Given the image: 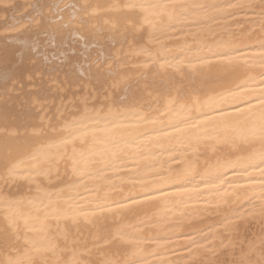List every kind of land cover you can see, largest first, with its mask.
I'll use <instances>...</instances> for the list:
<instances>
[{"label": "snow or ice", "instance_id": "snow-or-ice-1", "mask_svg": "<svg viewBox=\"0 0 264 264\" xmlns=\"http://www.w3.org/2000/svg\"><path fill=\"white\" fill-rule=\"evenodd\" d=\"M28 7L35 13L29 14L30 22L45 34L53 35H63L73 20L82 23V16L97 11V7L87 2L62 3V0L56 3L44 0ZM122 7L153 32L167 29L190 37L177 50L161 47L158 54L147 53L153 57L152 63L161 69L186 67L193 75L207 73L206 80H228L234 86L212 95L205 93L203 99L199 93L185 96L178 92L155 109L149 106L145 110L141 105L134 113L135 123L127 124L123 119L126 110L121 107L122 98L113 99L114 91L126 78H115L112 62L116 58L98 53L88 71L91 78L95 67V77L98 82L103 81L104 99L109 102L90 106L86 95L82 108L77 109L72 119H65L59 127L49 125L47 130L44 127L34 130L36 137H46L49 131L60 134L58 140L41 144L22 158L5 157L0 161L3 167L0 181L5 187L19 181L35 185L52 204L51 193L37 177L50 181L55 171L56 179H61L59 164L68 160L71 176L57 189V199L66 190L74 193L65 200L66 210L51 214L50 218L57 221L55 235L51 234L52 225L35 229L25 217V229L39 231L41 235L21 236L17 219L5 215L0 249L15 256H7L0 264H264V0H227L222 5L136 0ZM208 9L223 16L225 21L235 20L242 13L248 27L237 24L239 35L230 32L227 39L210 44L204 31L206 21L218 20ZM67 10H71V15L68 23H63L61 13ZM257 31L259 35L253 38ZM254 46L257 53L250 55L244 51ZM106 78L112 79L110 85ZM42 99L37 94L34 103L40 104ZM187 129H203L205 135L188 137L181 142L182 147L195 152L202 139H215L223 142L229 151L217 155L215 163L202 173L186 163L183 158L186 153L171 156L166 174L163 165L148 163L144 151H151L149 144L161 137L171 140L173 132L183 133ZM77 140L85 147L78 150ZM69 144H72L70 156L66 152L53 154L46 150ZM229 172L231 178L227 176ZM90 180L98 183L90 186ZM206 191L210 195H204ZM0 196L9 207L21 203L11 199L10 193ZM162 203L163 215L159 211ZM213 213L218 220L205 227L197 225L204 215ZM106 214H120L121 219L130 216L135 223L126 225L131 231L117 229L114 233L97 235L92 248L78 251L71 226H77V231L81 223L95 227ZM48 218L46 213L45 219ZM61 220L66 221L62 229ZM257 221L260 235L248 239V229ZM145 230L153 234L141 235ZM153 245L146 250L145 246ZM67 252H71L69 258H65ZM257 253L259 260H253ZM225 256L229 258H222Z\"/></svg>", "mask_w": 264, "mask_h": 264}, {"label": "bare ground", "instance_id": "bare-ground-1", "mask_svg": "<svg viewBox=\"0 0 264 264\" xmlns=\"http://www.w3.org/2000/svg\"><path fill=\"white\" fill-rule=\"evenodd\" d=\"M20 2V8L13 11H11L12 8L8 9L10 13L0 12V40H5L2 50L0 49V62L5 63L0 67V161H3L5 157L22 158L41 144L58 140L60 134L53 135L49 131L46 137H36L33 134L34 130L41 127L47 130L49 125L59 127L65 119H72L73 115L77 113V109L82 108V101L86 95L90 106L95 104L99 107L101 103L109 102L104 99L103 81L98 82L95 77V67L92 68L91 78L88 71L89 64L97 59L100 52H103L105 56L116 58L112 62L113 69L117 73L115 78H126L125 82L114 91L113 99L122 98L121 107L126 110L123 119L127 124L135 123L134 113L140 110L141 105L145 110L149 106L155 109L157 106L162 107L169 96H175L178 92L185 96H195L199 93L203 99L205 93L212 95L214 92L222 91L224 87L234 86L228 80L219 82L206 80L207 73L193 75L191 69L186 67H181L179 70L161 69L158 64L152 63L153 57L147 53L158 54L161 47L177 50L184 45L185 39L190 41V37H182L180 32H172L167 29L153 32L148 25L141 26L142 20L122 7L126 3L136 2V0H62V3L84 4L87 2L97 7L94 15L82 16V23L80 20H73L71 27L63 30V35L45 34L42 30H38L36 24L30 22L29 14L34 15L35 13L28 5L44 2V0H20ZM47 2L56 3L60 0H47ZM147 2L162 3L168 2V0H147ZM176 2L189 5H222L227 0H176ZM9 3L10 0H0V8L7 9ZM117 5L120 7H115ZM190 11L201 12L200 9H190ZM208 11L210 15H216L218 20V22L211 19L206 21L204 31L207 33V42L210 44L227 39L230 32L239 35L241 30L237 24L244 25L245 28L248 27V20L242 13L235 20L225 21L223 16L213 13L211 9ZM16 12L18 14L13 15ZM61 15L64 16L63 23H68L71 10L62 12ZM13 28H18L19 31H13ZM256 35H259L258 31L253 38ZM37 42L38 48L34 50V45ZM59 48H62L63 52ZM244 51L251 55L257 53L258 48L254 46L244 49ZM77 53L81 55L78 60L73 57L75 54L78 55ZM59 54L63 55L61 62L64 66L70 63V59L73 57L72 66L64 68L66 70L62 72H54L57 68L55 70L53 68V72L47 76H42L41 71L37 72L38 75L31 72V69H34L33 66L40 70L42 62L46 63L50 59L58 57ZM34 57H38L39 61H33V66L24 63L27 61L26 59H34ZM256 71L258 69L254 70L252 74H255ZM216 73L217 69H212L213 77ZM106 79L107 84L110 85L112 79ZM13 80L15 83L12 82ZM60 82H64L62 86H60ZM236 82L238 83L239 80L237 79ZM58 86H60L59 90ZM37 94L43 97L40 104L34 103ZM146 127L151 126L146 125ZM168 131L172 130L168 129ZM197 135L204 136V130L187 129L183 133L173 132L171 140L161 137L149 144L148 147L151 151H144V155L149 157L148 163L156 166L163 165L166 174L171 156L186 153L187 155L183 157L186 163L192 164L196 171L202 173L209 165L215 163L217 155L226 154L229 149L223 142H218L215 139H202L199 142L198 151L195 152L181 146V142L188 137ZM219 135L222 136L223 133H219ZM75 146L78 150L85 147L78 140L75 142ZM46 150L53 154L66 152L70 156L72 144L53 146ZM128 150L134 151L135 149L129 148ZM66 164L69 167H66ZM172 167L175 169V165ZM2 175L3 167L0 164V176ZM59 175L61 179H56L57 173L53 171L50 181L44 177H37L42 187L51 193L52 204H49V199L43 192L36 190L35 185L19 181L17 184L5 187L0 181V193H10L11 199L21 201L19 205L9 207L3 196H0V233L3 231L5 215H10L17 219L21 236L38 238L41 235L39 231L25 229V217L28 225L35 229H40L42 225H52L51 234L55 235L57 221L50 218L51 214L55 211L66 210L65 200L74 195L66 190L64 193H60L61 198L57 199V189L63 187L71 176L70 161L65 160L59 164ZM231 175L229 172L228 178H231ZM88 183L92 186L98 181L90 180ZM201 187L203 186L201 185ZM204 195H210V192L206 191ZM199 206L197 205V207ZM151 211L156 210L152 209ZM159 211L161 215L164 214L163 203L159 206ZM46 213L49 215L48 219H45ZM218 219L219 217L214 213L204 215L202 220L197 221V225L205 227ZM59 223L62 229L66 221L61 220ZM131 223H135V220L130 216L121 219L120 214L115 216L106 214L95 227L81 223L78 226L79 231H77V226H71V236L78 241L76 244L78 251L83 252L85 247L92 248L95 236L114 233L117 229L131 231L126 227ZM152 234L145 230L141 235ZM259 235L260 225L257 221L249 227L247 238L256 239ZM60 242L63 245V240ZM148 247H154V245L145 246L146 250ZM95 252L96 250L93 249V256H95ZM9 255L15 256V253H8L0 249V261L5 260ZM64 255L65 258H69L71 252ZM149 258L151 259V257ZM222 258L228 259L229 257ZM252 259L259 260L258 253L253 255Z\"/></svg>", "mask_w": 264, "mask_h": 264}, {"label": "rangeland", "instance_id": "rangeland-1", "mask_svg": "<svg viewBox=\"0 0 264 264\" xmlns=\"http://www.w3.org/2000/svg\"><path fill=\"white\" fill-rule=\"evenodd\" d=\"M21 2H20V0H10V5H8V7H7V9H4V8H0V12H6L7 14L8 13H10V11L8 12V9L10 10V8H12L11 9V11H13L14 9H18V8H20L21 7V4H20ZM12 5V6H11ZM15 5V6H14ZM18 14V12H16V13H14L13 15H17ZM19 14H21V12H19ZM9 16H10V14H9ZM8 21H9V19H8ZM0 28H1V26H0ZM3 42V43H2ZM4 44H5V40H0V49L2 50V48H3V46H4ZM60 49V48H59ZM62 52H63V50H62V48L60 49ZM61 52V53H62ZM1 53V52H0ZM78 54V53H77ZM60 55V56H59ZM58 55V57L56 56L55 58H52V59H50L48 62H46L47 64H49V65H47L46 63H41V66H42V68L40 69V70H38V69H36V67L35 66H33L34 65V62H36V61H39V58L38 57H34V59L32 58H29V59H26L27 61H24V63H29L30 64V66L32 65L33 67H34V69L32 68L31 70V72L35 75H38L37 74V72L38 71H41L42 72V76H47V74H51L52 72H53V68H54V70L56 69V71H54V72H62V71H64V70H66L67 68H69V67H71L72 66V60H74L73 59V57L76 59V60H78V59H80V57H81V55L80 54H78V55H80V56H78V55H73V57L70 59L71 60V62L70 63H67V65L66 66H64V64H62V62L61 61H63V55H61V54H59ZM77 56V57H76ZM58 58V59H57ZM62 59V60H61ZM31 60V61H30ZM57 60V61H56ZM34 61V62H33ZM52 61V62H51ZM68 61H69V59H68ZM10 62V61H9ZM31 62H33V63H31ZM69 64V65H68ZM5 65V63H3V62H0V67L1 66H4ZM47 65V66H46ZM60 65V66H59ZM47 67V68H46ZM59 68V69H58ZM64 68H66V69H64ZM47 72V73H46ZM44 73H46L45 75H43ZM38 77V76H37ZM36 77V78H37ZM35 83H36V81H35Z\"/></svg>", "mask_w": 264, "mask_h": 264}]
</instances>
